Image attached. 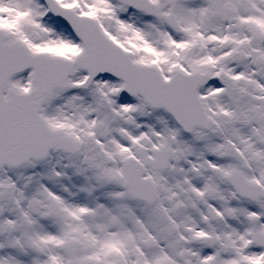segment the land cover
<instances>
[{
    "label": "snow or ice",
    "instance_id": "1",
    "mask_svg": "<svg viewBox=\"0 0 264 264\" xmlns=\"http://www.w3.org/2000/svg\"><path fill=\"white\" fill-rule=\"evenodd\" d=\"M0 264H264V0H0Z\"/></svg>",
    "mask_w": 264,
    "mask_h": 264
}]
</instances>
